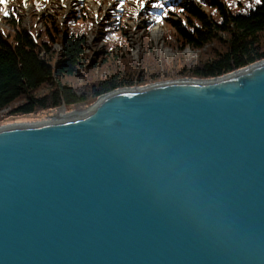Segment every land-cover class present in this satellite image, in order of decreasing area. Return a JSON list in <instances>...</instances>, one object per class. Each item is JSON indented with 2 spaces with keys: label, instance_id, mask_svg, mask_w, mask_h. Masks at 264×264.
<instances>
[{
  "label": "water",
  "instance_id": "water-1",
  "mask_svg": "<svg viewBox=\"0 0 264 264\" xmlns=\"http://www.w3.org/2000/svg\"><path fill=\"white\" fill-rule=\"evenodd\" d=\"M0 264H264V60L0 127Z\"/></svg>",
  "mask_w": 264,
  "mask_h": 264
},
{
  "label": "trees",
  "instance_id": "trees-1",
  "mask_svg": "<svg viewBox=\"0 0 264 264\" xmlns=\"http://www.w3.org/2000/svg\"><path fill=\"white\" fill-rule=\"evenodd\" d=\"M158 1V8L148 7L143 13L163 22L171 31L164 46L174 51L210 46L208 58L202 59L189 76L219 78L264 60V0L259 5L255 0ZM36 17L44 23V29L37 33L26 25L23 15L16 14V9L3 18L9 32L0 29V112L12 107L11 116H30L62 106L69 111L78 103L93 102L112 91L146 84L147 77L134 80V74L124 69L93 83L84 78L105 64L113 66L120 53L129 54L124 26L103 22L107 25L98 34L104 47L91 57L86 35L94 30V23L87 16L80 14V23L67 31L69 24L76 22L74 16H68L66 32L47 13L32 16L31 20ZM54 45L59 47L57 54ZM82 80L88 83V91L77 94L73 83L68 82Z\"/></svg>",
  "mask_w": 264,
  "mask_h": 264
},
{
  "label": "rangeland",
  "instance_id": "rangeland-1",
  "mask_svg": "<svg viewBox=\"0 0 264 264\" xmlns=\"http://www.w3.org/2000/svg\"><path fill=\"white\" fill-rule=\"evenodd\" d=\"M153 5H156V7H153ZM158 5V0H7L5 5H0V9H2L0 10V29L9 32L3 23V18H7L10 10L13 9H16V14L25 17L26 25L35 29L34 33L42 31L44 23L39 22L37 17L35 21H32V16H41V14L47 13L53 18L56 26L61 31L65 30L64 32H66L65 22L67 17L74 16L76 21L69 24L67 31H71L80 23L77 17L79 18V15L82 14L94 23V30L86 35L87 47L90 52L88 56L92 57L104 47V42L101 41V37L98 34L101 27L107 25L103 24V22L110 24L117 22L118 25L124 26L127 31L126 41L128 47L130 46L129 54L122 55L120 53L121 57L115 61L113 66L110 65L108 67L105 64L103 67L96 68L86 74L85 77L83 76L86 81L89 80V82L93 83L121 69L134 74V80L138 76L147 77L145 78L147 79L146 84L142 86L179 79L201 80L193 78L189 74L194 70L195 66L201 64L202 59L208 58L211 51L210 46L200 50L184 48L182 51H174L164 46V39L167 33L171 31L163 22L150 18L149 15H144L143 13L144 9L148 7L151 9L158 8ZM199 8L203 13H207V9L203 6ZM5 12L8 15H5ZM149 23L152 24L147 25ZM146 25L148 27L147 30H145ZM155 29L158 30L157 38H153L151 35V32ZM211 47L215 48L214 45ZM53 48L57 54L58 45H54ZM122 51H125V47L122 48ZM124 56L125 59L120 61ZM85 80L69 81L68 83L72 82L75 92L81 94L88 91V83H84ZM96 100L90 103H78L69 111L78 107L85 110L94 104ZM11 108L0 112V127L16 123L42 122L50 119L61 107L54 110L41 111L30 116H11L9 114Z\"/></svg>",
  "mask_w": 264,
  "mask_h": 264
},
{
  "label": "bare ground",
  "instance_id": "bare-ground-1",
  "mask_svg": "<svg viewBox=\"0 0 264 264\" xmlns=\"http://www.w3.org/2000/svg\"><path fill=\"white\" fill-rule=\"evenodd\" d=\"M151 35H152L153 38H157L158 37V30H156V29L153 30L151 32ZM76 111H84V109L78 107L75 110L67 111L64 107H61L54 113V115L51 118L56 117V116H60V115H63V114L71 113V112H76Z\"/></svg>",
  "mask_w": 264,
  "mask_h": 264
},
{
  "label": "snow or ice",
  "instance_id": "snow-or-ice-1",
  "mask_svg": "<svg viewBox=\"0 0 264 264\" xmlns=\"http://www.w3.org/2000/svg\"><path fill=\"white\" fill-rule=\"evenodd\" d=\"M6 2H7V0H0V5H5ZM255 2H256V4L259 5V4L261 3V0H255ZM153 7H156V5H153ZM0 10H2V9H0ZM4 14H5V15H8L7 12H5Z\"/></svg>",
  "mask_w": 264,
  "mask_h": 264
}]
</instances>
